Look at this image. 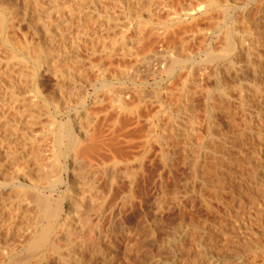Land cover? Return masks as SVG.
Segmentation results:
<instances>
[{
	"label": "rangeland",
	"instance_id": "1",
	"mask_svg": "<svg viewBox=\"0 0 264 264\" xmlns=\"http://www.w3.org/2000/svg\"><path fill=\"white\" fill-rule=\"evenodd\" d=\"M61 1L0 0V5L6 7L5 10L8 11L4 29L2 28L0 16V264H211L212 257H215L217 259L216 262L219 261V264H264V181L262 180L263 183H261L259 179L248 177L247 174L249 170L247 167L254 164L253 166H261L259 167L260 172L264 175V152L262 154L263 157L259 158L256 154H253L254 160L249 163V166L248 163L237 161V157H235L241 151L244 152L243 156H249L252 155V152L259 149L260 146L264 148V76L261 72L262 69H258L254 63L256 61L259 62L260 58L264 62V53L261 56L256 53L258 56L256 54L251 56L253 59L249 57L250 54L247 52L243 53L244 58L254 61L250 62L251 65L249 63V69H251L247 73L251 79L253 77L255 80L257 79V81L253 80L257 82L256 84L262 90L251 89V92L247 94L249 96L245 97L244 110L240 108L242 105L239 107L238 99L236 100L240 92L238 90L231 91L234 83H238V79L233 71L229 70V74H231L228 75L226 66H224L225 69H222L223 71L218 76L221 82H224L225 78V82L222 85L223 87L226 86L228 91L232 93L228 92L230 97L229 95H227L228 97L225 96L227 98L222 97L223 102L219 98L221 97V92L216 89L218 77L216 75L209 77L206 80L207 82H205L207 77L201 76L202 79H199L200 75L198 73H196L198 76L194 77V80H198L200 84L202 80V85L205 87L207 85L206 88L212 90L210 96L213 100L211 97L209 99L206 97L207 89L205 87L204 90L198 83H195L198 81L191 79V82L188 79L190 83L188 82L189 86L187 87L189 89L190 84L192 85L189 89L192 95L190 94L191 98L186 101L187 103L183 99L182 101L180 100V103L177 101L181 98H177L180 93L179 90H175L173 102L174 104L178 102L177 105H180H174V108L175 106L178 109L181 108L180 120L188 125L191 124L186 120L191 122L195 120L197 130L190 139L185 136H176L175 159L179 164L177 162L175 165L174 176L169 179L167 186L170 185L168 187H164L162 186L163 184L159 183L161 182L159 181V174L162 172L163 166H161V162H158L159 159L156 158L155 179L156 185H161L158 188L159 191L157 186L152 183L143 185L141 191V195L144 192L143 199L140 202H136L137 205L136 203L133 204L134 206L127 205L124 208L125 210L123 209L121 212L122 216L113 218L110 211L112 201L100 209L98 206L100 200H96L97 202L94 203L92 196L89 195L85 187L84 181L77 175L75 176V181L78 184L76 192L80 195L79 197H83L80 213L84 217L82 221L87 219V223L82 225L81 221L80 225L82 228L76 230L74 236L70 237L64 226L58 222L52 239L47 243L43 251L31 246L33 240L38 239L41 233L47 229L50 221L48 217L46 218L43 215V209L38 206L39 204L35 202L33 197H27V199L23 200L24 210L16 221H13L12 216L15 214L13 209L18 204L19 198L12 187L18 186L22 182L42 181L44 176H47L45 172H49L50 160L56 149L55 140L58 136L57 133L63 130L66 133L64 140H70V135L67 133L68 130L71 132V129L68 128L70 117H74L75 109L84 111L81 101L82 95L87 90L85 84L95 80L98 74L96 70L90 68L91 63L99 62L102 67L109 66V59L106 58L107 55L104 53V49L110 47L116 39L121 44L124 43L122 42V37L118 35L119 31L115 30L117 29L116 26L106 16L103 19L105 29L100 31L97 36L92 34L96 22L92 18L90 9H88L91 3L87 2L84 4V2H79L80 0H71L72 11H74L70 17H67L63 9H57L59 7L58 3ZM208 1L130 0V2L128 1L124 4L118 0H96L95 2L98 3L104 12H106V9L107 11L109 10L107 13L110 12L111 17H118L126 21L128 16L129 20L126 23L133 27H139L138 31L134 29L135 27H131L132 29H129L124 39L125 42H129L134 38L136 39L138 35L139 38L140 36L141 38L143 37V43H146L140 45L142 47L141 52L154 39L152 38L150 41H146L149 40L147 38L144 39L146 34L150 38L149 34H151V31L148 30L151 28L150 26H159L165 20L170 23L171 21L173 22V26L175 25L174 28L172 27L175 29L174 31L181 28L176 32L178 36V33L183 30L180 36L186 35V39L189 37V40L190 37L193 38L189 41L183 37L186 45L182 42H179V44L173 43L174 40L170 36L171 45L167 40H164L167 42H162L161 39H156L157 42L154 40L155 45L153 46L157 47V49L170 47L166 53V63L177 57L186 59L189 55H194L198 52L201 55L197 54V56L200 59H205V49H203L205 48L203 46L205 43L201 41L203 40L202 34L205 35L204 33L212 26L216 27L217 23L220 25L223 21L225 22L227 17L224 10L225 7H230V12L236 16L237 23L230 22L233 27L236 25V28H233L234 34H238L237 32L244 30L248 25L252 29L256 28L254 30L256 31L255 34L264 35V4H262L264 1L262 3H251L247 9V14L237 8V6H245L246 0H216V4L211 11L206 12ZM192 9L198 12L194 18L183 15V13ZM79 11L84 13L82 17H79ZM209 13L212 15H210L211 18ZM107 16L109 17L110 15ZM109 23H111L113 28L108 30L107 26H110ZM180 23H182V26L185 25L186 30L183 29L184 27H179ZM258 27L259 30H257ZM79 28H81L79 31L80 36H77L76 31ZM45 30L49 31V37H46ZM223 30L224 32L222 33ZM223 30H217L219 35L215 37V45L213 44L216 52L222 51L226 45V30L225 28ZM140 33H144V35L142 34V36ZM40 41H42L44 51L49 57V65L57 75L45 74V67L40 68L43 75L40 80V88L45 95L43 98L39 97V101L35 105L30 106V104L22 101V98L25 95L36 96V90L34 85H32V77L30 76L33 64L31 56L38 52ZM216 41L219 43L216 44ZM147 42L149 43L147 44ZM103 44L106 45V48H104ZM174 44H178V47L176 46L178 49L182 47L183 49L181 48V50L184 52L180 49L178 51L177 49L175 50ZM216 45L219 48L218 50ZM200 50L204 53L202 54ZM120 59L121 63L119 65L117 58L113 59L114 67L111 66L113 68L108 71L109 74H106L109 80L117 81L122 76L125 77L124 73H128L124 70L126 67L127 70H134L133 67L129 66L135 67L134 58V60L132 57ZM22 70L23 74L20 73ZM111 70L113 74H111ZM121 71L125 72L122 73ZM128 71L130 72V70ZM179 71H177V76H174L172 82H177V77L180 76L178 81L181 82L178 83L181 85L182 81H184L183 78H186V70ZM140 73L142 75V72ZM179 73L182 74L180 75ZM120 74L121 76H119ZM222 74L228 75L230 78L228 76L227 78L226 76L223 77L224 75ZM175 82H173L174 84L163 82L161 85L163 87L173 86L174 91V89H178L176 87H180ZM197 86L200 88H197ZM201 90L203 91L201 92L202 96L199 94ZM193 91L196 95H193ZM24 93L25 95H23ZM253 93H255L254 96L252 95ZM197 94L200 96H197ZM188 102H193V107L191 106L192 104L187 107ZM86 105L90 112L87 114L83 113L85 116L79 121L78 127H73V131L76 133L79 126H83V129L91 127L92 111L96 106L90 101H87ZM178 109L175 108V110ZM207 109L209 110L208 112ZM207 113H209V117ZM245 124L254 127L252 128L251 126L252 131L242 137L241 134L246 127ZM222 137L225 138V143L222 142ZM220 139L222 140L220 141ZM217 140L218 142L220 141V144L216 142ZM122 142L125 144L124 141ZM209 142L211 144L213 142L216 148L220 147L217 150L220 153L223 152V155L219 157V161L215 164L210 156L204 154L200 161L202 168L200 165L198 171L200 179L198 177H195V179L194 177L191 178L193 174L189 172L190 170L187 169L188 166L185 164L188 159L186 157L193 155L190 148L193 145H206ZM184 158L185 160H183ZM257 159L259 160L257 161ZM64 160L66 161V159ZM254 168L251 167V169ZM237 169L240 172L243 169L245 171L243 170L240 173ZM211 171L213 172L211 173ZM202 173H205V176L207 173L210 175L207 174L206 178L202 176ZM163 175L167 177L166 171ZM212 175L213 179H210ZM217 177H219L220 183L217 181ZM205 178L207 184L204 186ZM197 181L198 183H196ZM216 184L218 187L215 186ZM164 185H166V182ZM101 187L102 191H99V194L102 196L106 190L103 184H101ZM161 187L168 189L165 191ZM237 189L239 192L236 191ZM82 191L84 192L81 193ZM62 208L63 220L67 216L68 204L64 203ZM122 222L129 224L130 229L126 234L118 235ZM58 224L63 227V230ZM185 226L187 230L184 233ZM14 227L19 230H14ZM71 240L74 246H72ZM69 241L70 245L68 246ZM53 243L57 247H54ZM55 249L57 252H55Z\"/></svg>",
	"mask_w": 264,
	"mask_h": 264
},
{
	"label": "bare ground",
	"instance_id": "2",
	"mask_svg": "<svg viewBox=\"0 0 264 264\" xmlns=\"http://www.w3.org/2000/svg\"><path fill=\"white\" fill-rule=\"evenodd\" d=\"M95 1L94 0H80L79 1V2H84V4L87 2L91 3L90 6H88V9H90V12L92 13V18L96 22L95 26L93 27L92 34L94 36H97L98 33L100 34V31H103L105 29V23H104L103 19H104V16H106L107 19L109 18V21L114 23L113 25H115L117 28L115 30L119 31L118 35H120L122 37L123 41L122 40L121 41L124 43L121 44V42L119 40H117L115 37L116 40H114V42H112L113 44L111 46H110V44H108L110 46V47H107L108 49L106 48V45L103 44L105 46L104 48H106V49H104V51H105L104 53H106V55H107L106 58L109 59V66L107 65V66L102 67V65L99 62L91 63L90 68L93 70H96L98 72V74L96 75L97 76L96 79L94 78L95 80L89 81L88 83L85 84V87L87 90L82 95V101H81L84 111L82 112L78 109H75L76 111H75L74 117L73 116L70 117V120L68 122L69 123L68 128L71 129V132L69 130L67 132L70 135V140L69 139H68V141L64 140V136L66 133H64L63 130H61V131H59V133H57L58 136H57V139L55 140L56 149H55V152L53 153V156L51 157V160H50L51 163H50V166L48 168L49 172H45V174L47 176L46 177L44 176L42 181L33 180L32 182H28V183L22 182L18 186L12 187V189L15 191V193L18 195V198H19L18 204H16L15 208L13 209V211H15V214L12 216L13 221H16L18 216L24 210L23 200L27 199V197H33L35 199V202L39 204L38 206L43 209V215L46 218L47 217L49 218L50 224L47 227V229L41 233V235L38 239L33 240L32 244H31L32 247L39 249L41 251H43L46 248L47 243L52 239V235L56 229L58 222H60L64 226V229L67 231V233L70 235V237L74 236L76 230L82 228L80 223H81L82 219H84V217H82L80 211H81V207L83 205V197L82 198L79 197L80 195L78 194V192H76L78 190V188H77L78 184L75 181V176L79 175L81 177L82 181H84L85 187L87 188L89 195L92 196L94 203L97 202L96 200H100V202L98 204L100 209L102 207H104L105 204L107 205L108 202L110 203V201H112V206L110 208V211H111L113 218L120 217V215L122 216L121 212L123 211V209L125 207H127V205L131 206L134 203L140 202L141 199H143L142 197H143L144 192H142L143 194L141 195L143 185H145L147 183L148 184L152 183L153 185L157 186L156 185V179H155V172H156V165H157L156 164V158L160 160V161L158 160V162H161L162 163L161 166H163V168L161 169L162 172H160V174H159V176H160L159 181H161L159 183H161V185L163 184L162 186H164V187L167 186L169 179H171V176H174L173 172L175 169V165L178 162L175 159L176 136L177 137L178 136H185V137L190 139L193 137L194 133L197 130L195 120H194V122H191V121L183 118L191 125H188L185 122H182L180 120L181 108L178 109V107H176L179 105V104L177 105V103L178 102L180 103V100L182 101V99H183V100H185V102L190 100V98H191L190 94L192 95V93L190 92L189 89L191 88L192 85L190 84L189 89L187 87V86H189L188 82L190 79L193 81H198V80H194L195 79L194 77L198 76V74H199L200 78L199 77H196V78L202 79L201 76L205 77V78L207 77V79H205V82H207L206 80H208L209 77L211 78V76H213V75L218 76L219 74H221V72L223 71L222 69H225L224 66H226V69H228L227 70L228 75L231 74V73L229 74V70L233 71L235 74V77L238 79V83L237 84L234 83L233 89L232 90L230 88L229 89L231 91L238 90L240 92V94L238 96L239 98L237 97L236 100L238 99L239 104H240L239 107L242 105L240 108H242L243 110L245 109V107L243 108L244 103L246 104L245 97L249 96V95L247 96V94L249 92H251V89H256V91H259V90L262 91L261 87L256 84L257 82H255V81H257V79L255 80V78L253 77V79L255 80L254 81L253 79H251V77H249V74L247 73V71L251 69V68L249 69V63L254 62V61L253 60L250 61L249 58H244L243 53L247 52L248 54H250V56H249L250 58H252L251 56H254L256 53H259L258 55H260V56L263 55V53H264V50H263L264 49V37L263 36L264 35L263 34L260 35V33L255 34L256 31H254V30L256 28L252 29V27L250 26L251 27L250 28V27H248V25L247 26L244 25V26H246L245 29L243 28L244 30L237 32L238 34H234L233 28L236 25L233 27V25H230V22L231 23L232 22L237 23L236 22L237 20H236L235 14H232V12H230L231 11L230 7H225V9H224L226 11V14H227L225 22L223 21L224 24H223V22L220 25L217 23L216 27L212 26L213 28L212 27L209 28L207 30V32L204 33L205 35L202 34L203 40H201V41H204L203 43H205L203 45L205 47V48H203V49H205L204 50L205 55H206L205 59H200L197 56V54H199V52H198L197 54H194V55L188 54L189 56L186 59H184V58L182 59V57L173 58V59H171V61L168 62L169 63L168 64L165 62V59H166L165 57H166V53L168 52V50L170 48L167 45L172 44L171 39L174 40L173 43H175V44L176 43L179 44V42H182L185 44V42L183 41V39H184L183 37H185V39H186V35L183 37L180 36V35H182L181 31H183V30H181L180 33H178L179 36L176 33L181 28L177 31H174L175 29H173V28L175 25L173 26V22L171 21V23H170L166 20H165L166 22L162 21L163 23H161L159 26H157V25L156 26H150L151 28L149 27L150 29H148V30L151 31V34H149L150 35L149 37L151 39L148 38L147 37L148 35L146 34L144 39H146V38L149 39L146 41H150V40H152V38H154L153 41L156 39H161L162 42L164 40H167L168 43L169 42L170 43L166 45L167 47H162L160 49H157V47L155 48V46H153V45H155V43L153 41H150V43L152 45L149 42H147V44L148 43L149 44L148 45L146 44L147 45L146 48H144L143 49L144 51L141 52L142 47H140V45L141 44L144 45V43H146V42L143 43V41H144L143 37L141 38V36H140V38H141L140 39L138 37L139 36L138 35L137 36L138 38L136 37V39L134 38L129 42H125V39H124V36L127 35L126 33H128V31L131 27L132 28L135 27L134 29H137L136 31H138L139 27H137V26L133 27V26L129 25V23H126L127 20H129L128 16H127L126 21L119 19L118 17L117 18L111 17V13L110 12H109L110 14L107 13L109 10L107 11V9L105 8L106 12H104L100 8L98 3ZM118 1H120L122 4H124L125 2H128V1L130 2V0H128V1L127 0H118ZM227 1H229V0H227ZM262 1H264V0H246L247 3L245 4V6L241 5V7L237 6V8H238V10H241L242 12L246 13V12H248L247 9L249 8V5L251 3H254V4H255V2H261L262 3ZM215 4H216V0H209L206 12L211 11V9L213 8V6ZM262 4H264V3H262ZM58 6L59 7L57 9L58 10L63 9V11H65L67 17H70L71 13L73 14L74 10L72 11L73 5H72L71 0H62L60 3H58ZM105 7H107V6H105ZM5 8L6 7H3L0 5V16H1V20H2V28L3 29L5 26V22L7 20V17H6L7 14L6 13L8 12L7 10H5ZM54 11L58 12L57 10H54ZM82 11H85V10H82ZM197 13L198 12H195L192 9V10H188L186 13H183V15H185L189 18H194ZM83 14H84L83 12L79 11V17H82ZM107 15H110V16L108 17ZM210 15L211 14L209 13V16ZM211 16H210V18H211ZM179 20H182V19H179ZM248 20H250V19H248ZM173 21H174V19H173ZM181 24L182 23H180L179 27L185 26V25L182 26ZM109 25L110 26H107L108 30L113 28L111 23H109ZM209 25H210V23H209ZM239 25H241V24H239ZM188 27H190V26H188ZM224 28L226 30V35H225L226 36V45L222 49V51L216 52V51H214V50H216L214 48V45H215L214 41H215V37H218V35H219V33H217V30L220 31V30H223ZM183 29L186 30L185 27ZM193 29H195V28L193 27ZM80 30H81V28H79L76 31L77 36H80V34H79ZM257 30H259V27ZM190 32H191V30H190ZM194 32H196V31H194ZM223 32H224V30L222 31V33ZM45 34H46V37L47 36L49 37V35H50L48 30H45ZM62 34L65 35L64 33H62ZM142 34L144 35V33H142ZM142 34L140 33V35H142ZM192 34H191V36H192ZM169 36L172 38L170 39ZM223 38H225V37H223ZM191 39H193V38L190 37V40L189 39L188 40L191 41ZM220 39H219V42H220ZM161 41H159V42H161ZM167 41H164V42H167ZM217 41H216V44L219 43ZM155 42H157V40ZM187 43H189V42L187 41ZM42 44H43L42 41H40L38 52L35 55L31 56V61L33 64H32V69L30 70V76L32 77V81H31L32 85H34L35 90H36V96L25 95V93H24L23 95H25V96H24V98H22V101L26 102L27 104H30V106L35 105L39 101V97L43 98L45 95V93L40 88V80L42 79V76H43L41 74L42 72H41L40 68L45 67L44 68L45 74L51 73V74H53V76L57 75L56 73H54L51 66L49 65L50 64L49 63V57L47 56V53H45ZM120 44H121V46H120ZM175 44H174L175 50L176 49H177V51L179 49L181 50L182 47L178 49L177 48L178 44L177 45H175ZM187 49H188V45H187ZM218 49L219 48L217 46V50ZM185 50H186V48H185ZM101 51H103V50H101ZM181 51H183V50H181ZM180 53H179V55H180ZM203 53L204 52H202V54ZM181 55H182V53H181ZM199 55H201V54H199ZM258 55L256 54V56H258ZM129 56L132 57V59L133 58L135 59V61H134V62H136L135 67L129 65L130 67H133L134 70L131 71V69H128V70H130V72H129L126 69L127 68L126 67L124 70H126L128 73H126L125 71H124L125 73L123 71H121L122 73H124L126 75L125 77L122 76V78L118 79L117 81L109 80V78H107L108 76L106 77V74L107 73L109 74L108 71H110V69H112L114 67L113 65L115 63H114L113 59L117 58L118 65H119V63H121L120 58L126 59V58H130ZM254 63L257 65L258 69L259 68L262 69L261 72L263 73V76H264V62L261 60V58H260L259 62L256 61ZM250 65H251V63H250ZM111 66H113V67L111 68ZM222 66H223V68H222ZM220 68H221V71H220ZM122 69H123V67H122ZM179 70L180 71L186 70V75H185L186 78H183L184 81H182L181 85L179 84L181 81L180 82L178 81L179 77H180L179 75H178L179 77H177L178 79L177 78H176L177 80L175 79L177 82L173 81L175 83L179 82L178 84L180 85V87L175 86L178 89H174V91H173V88H172L173 86L172 87L169 86V87H171V88H169L168 86L163 87L161 85L163 82H166V84L173 83L172 79L174 78L175 75L177 76V73H178L177 71H179ZM111 72H112L111 74H113L112 70H111ZM140 72H142V75ZM20 73L23 74L24 73L23 70ZM115 73H117V72H115ZM196 73H198V74H196ZM179 74L181 75L182 73H179ZM222 75H224V74H222ZM222 75H220V76H222ZM228 75H224L223 77L226 76V78H227ZM116 76H118V75H116ZM119 76H121V74ZM223 77H221V78H223ZM115 79H116V77H115ZM183 79H181V80H183ZM212 79H215V78H212ZM191 80H190V82H191ZM228 80H226V81H228ZM224 82H225V78H224ZM224 82H221L219 76L217 77L216 89L221 92V97H219V98H221L222 102H223L222 97H225L227 95H229V97H230V94L228 93L230 91H228V88L225 85H224L225 87H223V85H222ZM195 83H198L200 85V87L203 88L204 90L207 87V85H206V87L202 85V80H201V84L199 83V81L195 82ZM192 84H193V82H192ZM214 84H215V81H214ZM214 84H213V86H214ZM230 84H232V83H230ZM200 87L197 86V88H200ZM209 87H211V86H209ZM194 89H195V87H194ZM175 90L176 91L179 90V93H180L179 96L180 97L178 96L177 98H181L179 100L176 99L178 102H175V104H176L175 108H177L178 110H175V108H174L175 104L173 102L174 101L173 98L175 97L174 96L175 94L173 95V93L174 92L176 93ZM194 91L198 92L199 89H198V91H196V90H194ZM194 91H193V95H196L194 93ZM201 92H203V91L202 90L200 91V93H199L200 95H201ZM220 92H219V94H220ZM211 93H212V90L208 88L207 93H206V97L208 99H209V97H211L210 96ZM230 93H232V92H230ZM255 93H253L252 95L254 96ZM199 94H197V96H200ZM227 97H225V98H227ZM193 98H194V96H193ZM225 98H224V100H226ZM17 99H19V98L17 97ZM211 99H212V97H211ZM87 101H90L92 104H94L96 106V108L92 111L91 127L87 128V129H83V126H79L77 133H76L75 131H73V127H75V128L78 127L79 121L85 116V114H83V113L87 114L90 112L87 109V105H86ZM227 102H229V101H227ZM254 103H256V102H254ZM190 104H192L191 106L193 107V105H194L193 102L189 103L187 107H189ZM249 104H250V102H249ZM181 106L183 107V105H181ZM11 109H13V107H11ZM208 111L209 110L207 109V112ZM207 116L209 117V113H207ZM211 117H212V114H211ZM246 123H249V122H246ZM245 126H246L245 128L243 127L244 130H242L243 131L241 134L242 137L244 135H247L248 132L252 131L251 130L252 125L250 126L249 124H245ZM253 127L254 126H252V128ZM235 133H237V132L235 131ZM239 137H240V135H239ZM222 138H223V140L220 139V141L222 140V142L225 143V138L224 137H222ZM250 138H252V137H250ZM259 139H260V136H259ZM215 140H213V141H215ZM122 141H124L126 145ZM216 142H218V140ZM195 144H197V143H195ZM216 145L218 146L217 143H216ZM221 145H223V144H221ZM249 146H250V144H249ZM219 148H216V146L213 142H212V144L209 142V144L207 143L206 145H204V144L203 145L199 144L197 146L193 145L190 148L193 152V155L191 157H189V156L186 157L188 159L186 160L187 162L185 164L188 166L187 169L190 170L189 172H191L193 174V176H191V178L194 177V179H195V177H198V175H199L198 171H199L200 165L202 168V164L200 162L202 160L201 157L204 154L210 156V158H212V162H214L215 164L217 163V161H219L218 160L219 157L223 155V152L220 153L218 151ZM230 149H231V147H230ZM240 149H242V148H240ZM239 151H241V150H239ZM263 152H264V148L260 146V148L257 149L255 152H252V155L243 156L244 152L241 151L240 153H238V156L235 155V157H237L236 158L237 161H241L242 163L243 162L248 163V166H249V163H252V160H254L253 154H256L257 157L259 158V157L264 156V155L262 156ZM232 157H233V155H232ZM64 159H66V161ZM183 160H185V158ZM258 160L259 159H257V161ZM255 163H256V161H255ZM178 164H179V162H178ZM186 165H183V166L185 167ZM253 165L254 164H252V166L250 165V167H247V168H249V170L247 171L248 177H254L255 179H259L261 181V183H263L264 175H262V173L260 172V168H259L261 166L258 167V165L257 166H253ZM251 167H255V168L251 169ZM201 168H200V170H201ZM208 169H210V168H208ZM211 170H214V169H211ZM217 170H219V168H217ZM165 171H166L167 177L165 175H163V173ZM212 172L213 171H211V173ZM220 172H221V168H220ZM200 174H201V172H200ZM204 174L202 176H205ZM207 174H209V173H207ZM207 174L205 176L206 178H207ZM212 177H213V175L211 176L210 179H213ZM206 178L203 182L204 186H205V184H207ZM217 178H218L217 181L219 182L220 181L219 177H217ZM164 181L166 182V185H164L165 184ZM201 181H203V180L201 179ZM196 183H198V181ZM211 183H208V184H211ZM101 184H103V186L106 190L105 194H103L102 196H101V194H99V191H102L100 189V188H102ZM161 185H159V186H161ZM159 186H157V189L159 188ZM215 186L218 187L217 184ZM220 186H222V185H220ZM164 187H161V188H162V190L166 191L168 188L164 189ZM223 188H225V187H223ZM158 191H159V189H158ZM236 191L239 192L238 189ZM83 192L84 191H82L81 193H83ZM212 192H213V190H212ZM163 193H164V191H163ZM194 195H196V194H194ZM175 196H177V195H175ZM216 196H219V195H216ZM99 198H101V199H99ZM190 199H191V197H190ZM167 200H169V199H167ZM64 203L68 204V211H67V216L62 220V217H63L62 206L64 205ZM188 203H190V202H188ZM136 205H137V203H136ZM97 211H99V209H97ZM12 218H10V219H12ZM235 218H236V215H235ZM87 221H88L87 219L83 220L82 225L87 223ZM121 225H122V227L119 230L118 235L126 234L130 229L129 224L122 222ZM61 228L63 230V227H61ZM243 228H244V226H243ZM13 229L16 231L19 230L16 227H14ZM186 230H187V228L185 226V228L183 230L184 233ZM72 240H71V243H72V246H74V243L72 242ZM52 245H54V247H57L55 243H53ZM69 245H70V241L68 243V246ZM73 250H74V248H73ZM55 252H57V250ZM75 252H77V251H75ZM76 257H78V256H76ZM211 259H212L211 264H219V261L216 262L217 259L215 257H212Z\"/></svg>",
	"mask_w": 264,
	"mask_h": 264
}]
</instances>
